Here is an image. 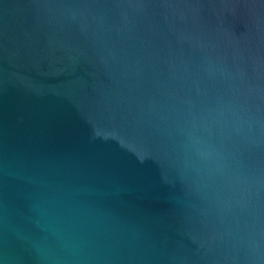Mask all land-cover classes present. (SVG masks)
I'll list each match as a JSON object with an SVG mask.
<instances>
[{
	"label": "water",
	"instance_id": "95a60500",
	"mask_svg": "<svg viewBox=\"0 0 264 264\" xmlns=\"http://www.w3.org/2000/svg\"><path fill=\"white\" fill-rule=\"evenodd\" d=\"M0 264H264V0H0Z\"/></svg>",
	"mask_w": 264,
	"mask_h": 264
}]
</instances>
